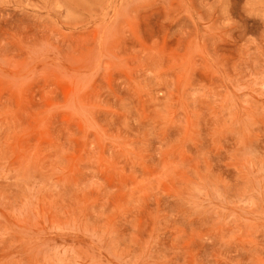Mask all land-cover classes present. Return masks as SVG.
Wrapping results in <instances>:
<instances>
[{
	"label": "rangeland",
	"instance_id": "374dc122",
	"mask_svg": "<svg viewBox=\"0 0 264 264\" xmlns=\"http://www.w3.org/2000/svg\"><path fill=\"white\" fill-rule=\"evenodd\" d=\"M0 264H264V0H0Z\"/></svg>",
	"mask_w": 264,
	"mask_h": 264
}]
</instances>
